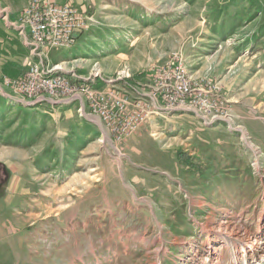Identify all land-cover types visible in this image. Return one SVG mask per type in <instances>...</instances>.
<instances>
[{"label":"rangeland","instance_id":"rangeland-1","mask_svg":"<svg viewBox=\"0 0 264 264\" xmlns=\"http://www.w3.org/2000/svg\"><path fill=\"white\" fill-rule=\"evenodd\" d=\"M54 1L88 20L42 51L0 0V264H264V0ZM41 59L133 104L182 59L228 111L152 106L118 140L86 95L16 89Z\"/></svg>","mask_w":264,"mask_h":264},{"label":"built area","instance_id":"built-area-1","mask_svg":"<svg viewBox=\"0 0 264 264\" xmlns=\"http://www.w3.org/2000/svg\"><path fill=\"white\" fill-rule=\"evenodd\" d=\"M21 14L29 38L42 51L53 46L75 45L88 20L78 6L54 0H30ZM154 72L155 80L148 94L150 100H145L143 92H138L135 104L124 92L96 91L81 77L69 78L56 67H48L43 59L29 67L25 76L16 82V89L28 98L51 103L84 94L91 111L103 119L118 140L137 131L149 117L152 106L195 109L212 118L228 111L211 83L191 76L182 59H174Z\"/></svg>","mask_w":264,"mask_h":264},{"label":"crops","instance_id":"crops-1","mask_svg":"<svg viewBox=\"0 0 264 264\" xmlns=\"http://www.w3.org/2000/svg\"><path fill=\"white\" fill-rule=\"evenodd\" d=\"M59 2H61V1H59ZM79 39H80V37H79ZM78 41H79V40H78ZM78 41H77V42H78ZM77 42H76V43H77ZM75 46H76V45H75ZM48 48H49V47H48Z\"/></svg>","mask_w":264,"mask_h":264},{"label":"bare ground","instance_id":"bare-ground-1","mask_svg":"<svg viewBox=\"0 0 264 264\" xmlns=\"http://www.w3.org/2000/svg\"><path fill=\"white\" fill-rule=\"evenodd\" d=\"M246 264H248V263H246Z\"/></svg>","mask_w":264,"mask_h":264}]
</instances>
